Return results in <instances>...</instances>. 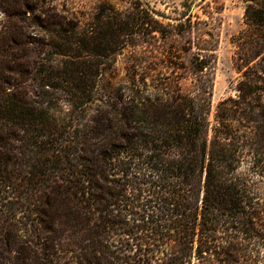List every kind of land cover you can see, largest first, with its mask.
Instances as JSON below:
<instances>
[{"label": "trees", "instance_id": "trees-1", "mask_svg": "<svg viewBox=\"0 0 264 264\" xmlns=\"http://www.w3.org/2000/svg\"><path fill=\"white\" fill-rule=\"evenodd\" d=\"M245 1L235 94L210 120L212 13L138 55L118 16L83 29L46 0H0V264H57L38 249L61 241L90 248L65 264H115L105 233L122 212L145 248L125 264L263 261L264 0Z\"/></svg>", "mask_w": 264, "mask_h": 264}, {"label": "rangeland", "instance_id": "rangeland-1", "mask_svg": "<svg viewBox=\"0 0 264 264\" xmlns=\"http://www.w3.org/2000/svg\"><path fill=\"white\" fill-rule=\"evenodd\" d=\"M45 4L75 16L83 29L97 27L98 15L101 12L107 13L109 16H118L122 25L134 31L131 36L126 38V41L128 44L135 43L134 50L138 55H144L147 51L156 54L163 43L161 37L167 36L169 40L174 39L170 34L172 26L177 23H185L188 14H192V20H194L195 15L204 19L206 15L212 13L215 19L217 47L216 62L213 68L210 120H212L218 101L235 94L234 87L239 73L233 63L235 51L233 39L240 30L245 28V0H46ZM141 21H148L143 25L144 29L140 28ZM151 25L158 27V30L149 32L148 29L150 30ZM138 29L140 30L139 34H137ZM146 41H152L155 46L149 45ZM128 44L116 53L113 81L125 82L127 59L133 50ZM138 218V215H127L122 212L117 216V222L114 223L113 228L105 233L108 240L105 250L111 255L110 258L115 264H125L127 256L134 251L138 253L144 251L143 246L135 248L131 244L132 242H129L131 237L137 239L141 235V231L136 226ZM25 233L28 238H31L30 230ZM68 236L72 237L69 232L66 237ZM75 236L78 237V234ZM80 236L84 237V235ZM83 244L86 243L67 244L65 241H61L60 246L54 250L38 249V254L40 252L42 254L52 253L56 258L58 257L54 263L56 261L57 264H65L64 257L71 256L76 261L77 256L90 251L89 247L81 248ZM15 256H19V253H16ZM261 257L263 261L259 264H264V251L261 252ZM15 264H22V260L18 258Z\"/></svg>", "mask_w": 264, "mask_h": 264}]
</instances>
